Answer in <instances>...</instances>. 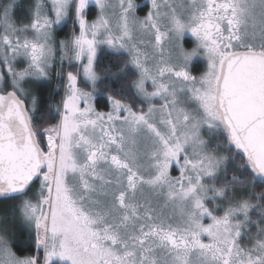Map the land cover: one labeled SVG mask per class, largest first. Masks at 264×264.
I'll use <instances>...</instances> for the list:
<instances>
[{
	"label": "snow or ice",
	"instance_id": "snow-or-ice-1",
	"mask_svg": "<svg viewBox=\"0 0 264 264\" xmlns=\"http://www.w3.org/2000/svg\"><path fill=\"white\" fill-rule=\"evenodd\" d=\"M0 264H264V0H0Z\"/></svg>",
	"mask_w": 264,
	"mask_h": 264
},
{
	"label": "rangeland",
	"instance_id": "rangeland-1",
	"mask_svg": "<svg viewBox=\"0 0 264 264\" xmlns=\"http://www.w3.org/2000/svg\"><path fill=\"white\" fill-rule=\"evenodd\" d=\"M147 2V0H137V3H139V4H141V5H143V4H145ZM142 14V13H141ZM94 18V17H93ZM68 32V29L66 28V29H64V32H62L60 35H61V37L63 36V35H65L66 33ZM188 39V41H190V37L189 38H187ZM189 46H190V43H189Z\"/></svg>",
	"mask_w": 264,
	"mask_h": 264
},
{
	"label": "trees",
	"instance_id": "trees-1",
	"mask_svg": "<svg viewBox=\"0 0 264 264\" xmlns=\"http://www.w3.org/2000/svg\"><path fill=\"white\" fill-rule=\"evenodd\" d=\"M23 238L17 241V245H20L22 243Z\"/></svg>",
	"mask_w": 264,
	"mask_h": 264
}]
</instances>
